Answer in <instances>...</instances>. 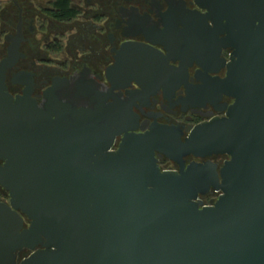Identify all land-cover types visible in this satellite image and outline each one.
I'll return each mask as SVG.
<instances>
[{"label":"water","instance_id":"1","mask_svg":"<svg viewBox=\"0 0 264 264\" xmlns=\"http://www.w3.org/2000/svg\"><path fill=\"white\" fill-rule=\"evenodd\" d=\"M196 2L215 20L216 60L234 50L231 62L219 60L228 73L215 86L235 102L185 143L168 127L134 133L130 107L117 131L102 106L86 112L90 120L77 112L30 136L22 120L11 130L0 96V157H13L0 168L12 198L0 204V260L45 238L48 250L24 264H264V0ZM156 152L181 171H161ZM191 155L230 160L220 171L211 162L185 168ZM212 190L221 195L205 206L199 196ZM18 211L31 221L21 234Z\"/></svg>","mask_w":264,"mask_h":264},{"label":"flooded vegetation","instance_id":"2","mask_svg":"<svg viewBox=\"0 0 264 264\" xmlns=\"http://www.w3.org/2000/svg\"><path fill=\"white\" fill-rule=\"evenodd\" d=\"M58 4H1L0 96L7 95L2 102L11 130L20 127L14 121L22 120L23 134L43 137L54 132L60 118L75 122L76 113L84 111L90 120L86 112L103 106L106 125L117 131L124 108L130 107L134 133L168 127L185 143L197 126L226 117L235 100L220 94L215 79L227 77L228 68L219 60L231 62L234 50L223 49L216 60L215 20L204 18L208 10L196 0H70L67 12ZM123 138L115 136L111 151H118ZM156 159L163 172L182 169L159 152ZM12 160V155L0 157V168ZM229 160L226 155H191L183 165L211 162L220 171ZM220 195L212 190L199 200L210 206ZM11 201L10 192L0 186V204L11 206ZM17 213L21 234L31 221ZM47 250L43 238L0 263L24 264Z\"/></svg>","mask_w":264,"mask_h":264},{"label":"trees","instance_id":"3","mask_svg":"<svg viewBox=\"0 0 264 264\" xmlns=\"http://www.w3.org/2000/svg\"><path fill=\"white\" fill-rule=\"evenodd\" d=\"M59 4L58 7L63 10V12H67L69 10V3L70 0H56ZM0 10H1V3H0Z\"/></svg>","mask_w":264,"mask_h":264},{"label":"rangeland","instance_id":"4","mask_svg":"<svg viewBox=\"0 0 264 264\" xmlns=\"http://www.w3.org/2000/svg\"><path fill=\"white\" fill-rule=\"evenodd\" d=\"M6 2V0H0L1 4H4Z\"/></svg>","mask_w":264,"mask_h":264}]
</instances>
